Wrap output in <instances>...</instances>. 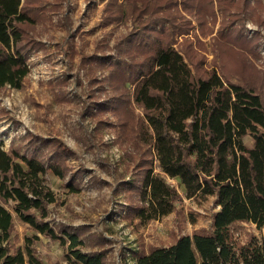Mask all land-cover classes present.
Returning a JSON list of instances; mask_svg holds the SVG:
<instances>
[{"label": "trees", "instance_id": "obj_1", "mask_svg": "<svg viewBox=\"0 0 264 264\" xmlns=\"http://www.w3.org/2000/svg\"><path fill=\"white\" fill-rule=\"evenodd\" d=\"M66 1L0 0V88L23 87L29 58L46 50L36 29L53 24ZM100 1L92 30L132 24L111 53L105 43L83 57L91 75L83 114L113 127L134 162L131 176L112 187L123 193L124 220L136 228L176 209L183 197L166 177L178 180L186 198L213 197L217 208L210 229L134 252V264H264V233L241 243L233 230L240 222L264 228V71L255 65L264 0ZM248 22L257 26L251 36ZM208 51L219 67L206 65ZM76 156L57 137L27 133L8 148L0 141V264H42L33 247L39 234L65 246L70 264H108L105 249L82 250L79 228L56 229L48 220L57 199L46 175L78 192L84 171L69 164ZM13 213L35 231L24 248L11 242Z\"/></svg>", "mask_w": 264, "mask_h": 264}, {"label": "rangeland", "instance_id": "obj_2", "mask_svg": "<svg viewBox=\"0 0 264 264\" xmlns=\"http://www.w3.org/2000/svg\"><path fill=\"white\" fill-rule=\"evenodd\" d=\"M103 7L100 0H67L62 10L53 14V24L37 27L36 37L46 43V50L29 58L30 72L23 87L0 88V141L8 148L11 142L22 144L23 136L33 133L49 139L57 137L72 148L77 156L69 164L84 171L76 179L80 190L72 192L66 180L48 172V184L57 199L49 205L48 220L56 229L64 224L79 228L84 241L82 250L105 249L108 264H134V252L168 246L179 236L210 229L212 214L217 208L213 197L202 201L186 198L178 180L166 177L183 197L176 209L136 228L124 220L123 193L113 192L112 187L120 175L131 176L134 162L127 155L130 147L118 140L113 127L97 126L93 116L83 114V100H87L91 78L90 63L83 62V57L101 52L105 43L111 53L115 40L132 27L129 22L92 30L101 20ZM247 29V36H251L257 26L248 22ZM259 53L255 65L264 71V37ZM207 58L206 65L219 67L218 63H211V51ZM104 73L98 70L96 74L102 77ZM61 78L67 82L62 86L59 85ZM244 142L253 145L250 136ZM13 215L11 242L14 247L24 248L26 238L32 237L35 231ZM233 230L241 243L251 234L264 233V228L259 230L249 222L236 223ZM33 247L42 264H70L65 256L66 247L46 235L39 234Z\"/></svg>", "mask_w": 264, "mask_h": 264}]
</instances>
